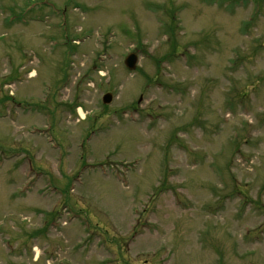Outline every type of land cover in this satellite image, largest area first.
Instances as JSON below:
<instances>
[{
    "label": "rangeland",
    "instance_id": "rangeland-1",
    "mask_svg": "<svg viewBox=\"0 0 264 264\" xmlns=\"http://www.w3.org/2000/svg\"><path fill=\"white\" fill-rule=\"evenodd\" d=\"M0 264H264V0H0Z\"/></svg>",
    "mask_w": 264,
    "mask_h": 264
},
{
    "label": "water",
    "instance_id": "water-1",
    "mask_svg": "<svg viewBox=\"0 0 264 264\" xmlns=\"http://www.w3.org/2000/svg\"><path fill=\"white\" fill-rule=\"evenodd\" d=\"M136 62V56L131 53L129 54L126 58H125V65L129 68V69H133L134 65ZM103 103H108L111 100V94L110 93H106L103 98Z\"/></svg>",
    "mask_w": 264,
    "mask_h": 264
},
{
    "label": "bare ground",
    "instance_id": "bare-ground-1",
    "mask_svg": "<svg viewBox=\"0 0 264 264\" xmlns=\"http://www.w3.org/2000/svg\"><path fill=\"white\" fill-rule=\"evenodd\" d=\"M31 74V73H30ZM31 75H33V74H31Z\"/></svg>",
    "mask_w": 264,
    "mask_h": 264
}]
</instances>
